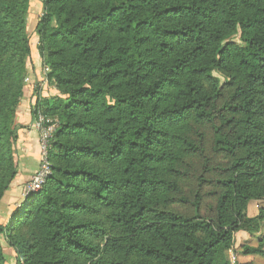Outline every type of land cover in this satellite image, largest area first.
<instances>
[{
	"label": "trees",
	"instance_id": "trees-1",
	"mask_svg": "<svg viewBox=\"0 0 264 264\" xmlns=\"http://www.w3.org/2000/svg\"><path fill=\"white\" fill-rule=\"evenodd\" d=\"M31 1L0 8V55L15 44L21 64ZM41 3L37 51L64 98L43 112L60 121L50 177L0 225L15 264H227L237 233L262 230L241 253L264 258V213L246 215L264 197V0ZM14 98L0 97V201Z\"/></svg>",
	"mask_w": 264,
	"mask_h": 264
},
{
	"label": "rangeland",
	"instance_id": "rangeland-1",
	"mask_svg": "<svg viewBox=\"0 0 264 264\" xmlns=\"http://www.w3.org/2000/svg\"><path fill=\"white\" fill-rule=\"evenodd\" d=\"M7 0H0V8L2 3ZM42 0H32L29 3V9L25 16L26 21V33L30 37V55L24 60V64L19 62V59L16 55L15 47L11 50H5L0 55V97H4V95H8L9 92L12 91L14 98V91H16L20 87V95L17 98H14V105L10 110V125L11 128L15 129V133L17 136L16 141L12 146V152L14 154V164L16 173L11 180L8 189L5 193L10 192L11 196H14L15 202H7V199L4 201L3 198L0 201V225L4 226L10 220V218L14 215L15 210L19 209L24 202H26L31 195L39 192L42 187L46 184V181L51 175V161L50 152L52 150V144L55 141V134L60 126V121L57 117L47 116L46 118L50 121L48 125L51 130L43 132L45 127L37 128V123L39 124L38 117L41 115L45 116L43 112L47 111L50 108V105L59 102L64 97L61 96L55 84L51 81L49 82L47 79V75L49 73V69L44 65L43 57L38 54L37 46H38V37L36 35V25L38 19L43 14L42 9ZM35 69L38 70V80L37 84H35V80H32V74L35 72ZM46 69L48 71H46ZM27 88L32 89L33 93L32 97V105L28 104L27 111L29 115L30 121L28 123H21L18 121L20 116L19 112L23 105L27 103V95L24 94V90ZM47 93L48 97H43V93ZM45 98V99H44ZM48 98V99H47ZM47 103V104H45ZM20 132H24L28 140H31L32 133H35V139L37 144V157H32V153L29 151L30 156H28L27 152L22 151L20 148L19 142H21ZM44 139V143L42 139ZM27 145V141L24 142ZM209 148V147H208ZM32 155V156H31ZM208 157L211 158L212 162L215 164H225L226 160L222 156H213L211 152H208ZM29 157V158H28ZM3 161L0 157V176L1 174H6V168L4 167ZM49 173L47 175H43V185L39 189H32L30 185H33L35 178H40L41 174ZM17 190H13V189ZM185 190H189L187 186H184ZM33 190V191H32ZM211 190V186L205 185L202 188V192L208 193ZM16 191V192H11ZM8 198V197H7ZM7 205H5L4 203ZM215 205L214 198L205 197L201 204V214H208V207L211 208ZM178 211L185 213L187 212L186 208L176 207ZM259 211L264 213V197L259 200H253L249 203L246 215L248 217L258 216ZM260 226L263 228V223H260ZM263 235V230L258 233H255L252 236L246 235L243 240V237H240V234H236L234 236V246L226 252L227 264H240L239 259L242 255L241 246L247 244L250 247H256L258 245L257 238H260ZM243 240V241H242ZM1 246L4 255L7 257L6 264H15V254L14 251L7 247L3 238H1ZM237 244V248L235 247ZM253 259L251 262H247L245 264H264V258L261 256L253 255Z\"/></svg>",
	"mask_w": 264,
	"mask_h": 264
},
{
	"label": "crops",
	"instance_id": "crops-1",
	"mask_svg": "<svg viewBox=\"0 0 264 264\" xmlns=\"http://www.w3.org/2000/svg\"><path fill=\"white\" fill-rule=\"evenodd\" d=\"M38 70H36L35 69V72H33V74L31 75L32 77V80L34 81L35 80V84H37L36 82H37V80H38ZM32 89H34V88H27V89H25L23 92H24V94H26L27 95V103H25L24 105H23V107L21 108V110H20V112H19V114H20V116H19V118H18V121L19 122H21V123H28L29 121H30V119H29V115H28V111L26 110L27 109V107H28V104L29 103H31V105H32V99H31V97H32V93H33V91H32ZM32 92V93H31ZM43 93V97H48V95H47V93L45 94V92H42ZM44 98V99H45ZM48 99V98H47ZM20 138H21V142H19V145H22V146H20V148L22 149V151H24V152H27V154H28V156H30V153H29V151L32 153V151L34 150V154H33V156L32 157H37V144H35V142H36V139H35V133H32V135H31V140H28L27 139V137H26V134L23 132H20V136H19ZM25 141H27V145H25L24 144V142ZM29 158V157H28ZM13 190H17L16 188L15 189H13ZM11 192H16V191H11ZM8 197V198H7ZM7 199V202H15V198H14V196H11V194H10V192L9 193H7L6 195H5V197L3 198V200L5 201ZM4 203V202H3ZM5 204V203H4ZM5 205H7V203L5 204ZM251 217H254V216H251ZM238 235L240 234V237H243L242 239L243 240H245L246 238H244L247 234L245 233V232H239V233H237ZM242 240V241H243ZM236 248L238 247L237 246V244H236V246H235ZM253 255H244V256H240V258H238L239 259V263L240 264H245V263H247L248 261L249 262H251V260L253 259ZM259 264H262V263H259Z\"/></svg>",
	"mask_w": 264,
	"mask_h": 264
},
{
	"label": "built area",
	"instance_id": "built-area-1",
	"mask_svg": "<svg viewBox=\"0 0 264 264\" xmlns=\"http://www.w3.org/2000/svg\"><path fill=\"white\" fill-rule=\"evenodd\" d=\"M46 71H48L47 69H46ZM47 116H39L38 117V119H39V124L37 123V128H39V127H45V126H47V128L46 129H43V132H46V131H50L51 130V128L48 126V125H51L50 124V121L46 118ZM52 126V125H51ZM44 139L45 138H43L42 139V142L44 143ZM47 174H49V173H44V174H41L40 175V178H35L34 179V182H33V185H30V187H32V189H39L42 185H43V183H44V181H43V175H47ZM33 191V190H32Z\"/></svg>",
	"mask_w": 264,
	"mask_h": 264
}]
</instances>
